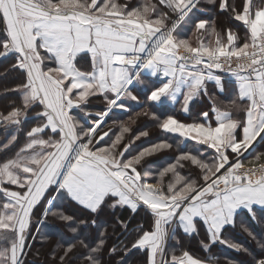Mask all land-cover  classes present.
<instances>
[{
	"label": "snow or ice",
	"instance_id": "1",
	"mask_svg": "<svg viewBox=\"0 0 264 264\" xmlns=\"http://www.w3.org/2000/svg\"><path fill=\"white\" fill-rule=\"evenodd\" d=\"M199 2L142 0L131 6L121 0H0V58L11 57V69L21 77L8 90L17 101L6 113L0 112L5 134L0 152L6 155L21 134L25 137L14 155L0 160V229L2 238L10 240V247L0 250V264H23L33 210L52 193L86 210L89 219L80 224L93 228L95 216L105 206L132 213L145 207L152 215L151 226L145 230L141 225L123 251H146V264H216L188 250L176 254L173 249L169 256L167 244L177 240L178 229L187 236L199 235L203 229L205 250L218 242L252 255L249 264H264V242L258 241L260 251L252 254L224 239V232L235 227L242 214L264 220V163H254L264 153L256 155L251 167L243 162L250 149L264 143V6H257L255 0H241L239 6L230 0H208L247 30L240 43L231 28L226 29L225 39L209 21L193 20ZM190 20L200 36L195 46L176 35L177 26ZM205 33L216 37L214 43L204 42ZM89 57L92 70L81 71L78 61ZM217 70L235 77L237 100L248 101L243 118L215 103L211 115L200 111L192 122L153 112L162 133L201 147L181 150L150 182L152 173L141 168L148 158L173 145L162 139L129 156L132 144L148 137L149 131H140L125 143L136 119L121 123L114 138L111 129L103 130L106 120L118 114L115 110L128 112L126 101L138 105L141 92L149 105L179 102L180 111L188 114L197 98L209 95V82L223 91ZM97 97L103 98L105 107L93 113L89 109ZM237 100L228 108H240ZM77 112L83 114L79 119L73 114ZM142 115L149 112L135 114ZM209 154L211 163L205 159ZM187 164L198 169L197 179L182 174ZM167 176L171 179L165 186ZM49 215L68 224L73 233L81 230L71 227L72 216L51 207L44 209L43 218ZM118 222L127 229L124 221ZM242 229L256 239L247 226ZM104 236L100 232L95 247L88 238L68 244L62 255L53 258L55 264H71L74 255L83 256L82 264H102L98 256ZM77 248L87 254L76 253ZM118 251L112 247L109 254Z\"/></svg>",
	"mask_w": 264,
	"mask_h": 264
},
{
	"label": "trees",
	"instance_id": "2",
	"mask_svg": "<svg viewBox=\"0 0 264 264\" xmlns=\"http://www.w3.org/2000/svg\"><path fill=\"white\" fill-rule=\"evenodd\" d=\"M121 2L129 3L131 6H136L142 3V0H121ZM153 2H157V0H153ZM240 2L241 0H230V3L236 4L237 6H239ZM255 4L257 6H263L264 0H255ZM199 9H205V11L201 12ZM194 19H205L209 21L210 25H214V27L217 25L218 27H215L216 31L225 39V31L228 28H231L238 34L240 43H243L246 38L247 30L239 22L231 20L228 13L220 12L218 4L213 5L209 3L208 0H200L198 9L194 10L193 13V20ZM215 19H218L221 25H219V23H215ZM193 28V21L190 20L181 22L177 26L176 35L181 38L189 39L195 46L200 40V36L194 33ZM215 39L216 37L209 33H205L203 36L205 43H214ZM13 62L14 61L11 57L0 58V112L6 113V111L10 110V104L13 101H17V97L8 91L19 84L21 79L19 72L11 69V64ZM221 75L229 76L227 72H222ZM139 95L140 98L143 99L142 105L136 108H130L128 112L115 110L118 114H112L110 118L106 120L103 130L107 131L111 129L110 136L114 138V134L119 132L120 124L128 122L129 117L135 118L136 123L131 124L132 133L126 135V139L124 141L125 143L128 142L130 136H134L140 131L148 130L150 133L148 137L141 138L132 144L131 151L127 154L129 156L133 153L135 155L141 148L147 147L150 144L156 143L162 139H167L168 142L173 145L171 150L164 151L148 158V162L143 168H141L142 172L149 171L152 173L149 179L150 182L154 183L158 178L155 174L168 163L174 162L181 150L189 152L194 151L195 148L201 146L195 145L194 142L191 141L183 142L179 137L162 133L158 128H156V121L152 119L151 114L154 112L161 118L166 115H175L183 121L192 122L198 118L200 110L191 106L190 113L183 116L180 109H178L179 102H177L175 106H170L166 103L162 105H149L146 103V96L143 93H139ZM104 107V103L100 102L98 98H94L93 106L89 109V111L95 113L96 111L102 110ZM143 111H148L149 115H142L139 117L135 116L137 112ZM237 113H240V110H238ZM73 114L76 115L78 119L83 115L78 112ZM241 114L244 115L243 111ZM241 114H237L236 117L242 118ZM89 120H91V117H89ZM28 126L29 125H25V127ZM2 132H4V130L3 128H0V142L5 140V136L2 135ZM24 142L25 137L21 134L18 143L10 151H7L6 155L4 152H0V160L14 155L19 147L23 146ZM105 142L110 141L108 138H105ZM260 153H264V143L257 144L254 149H250L249 153L245 154L243 160L244 165H252L250 162L254 161L256 155ZM205 159L209 163L212 162L210 154L205 156ZM254 163H264V158L260 161H254ZM181 172L183 175L190 178H198V169H195L190 164H187L183 169H181ZM170 179V176L164 178L165 186ZM55 195V193L52 195L53 201L51 208L53 211L62 212L66 215L72 216L74 218V222L71 224V227H78L81 230L78 234L71 232L68 224L52 215L43 218L42 222L38 226L41 217L39 218V213L36 214L35 210L43 207V204L42 206L38 205L33 210L30 232L26 241V248L28 247V250L24 256L23 264H55L53 258H58L59 255L63 254L62 248L67 247L68 244L76 243L78 239L88 238V243L92 247H95L100 239V232L102 231L105 232V246L98 256V258L102 261V264H146V251L134 249L127 254L123 251L124 245L128 244V242L136 234V230L141 225L145 230L150 228L152 215L145 207L141 206L136 213H132L126 208L118 207L116 209H112L105 206L104 210L95 216L97 227L93 228L91 224H80L81 220L89 219V215L86 210H82L80 206L76 205L74 202H69L67 199L54 198ZM41 203H43V201ZM261 215L262 213L258 211L257 217L259 218ZM118 221H124L127 224V229H125ZM242 225L247 226L255 234V240L243 231ZM3 234L4 230L0 229V250L5 247H10V240H4L2 238ZM8 235L10 236L11 234L9 233ZM176 235L179 243H177V240L168 241L167 248L169 256L172 250L175 249L176 254H180L182 250H188L194 256H197L205 261L213 260L216 264H228L229 261H233L235 264H249L252 259V255L242 251L237 252L229 248L227 245H222L218 242L210 245V247L205 250L201 243V241L205 239V232L203 229L200 231L199 235L193 236H187L182 230L178 229ZM224 239L230 243H239L243 245V247L249 249L250 253L255 254L260 251L258 241L264 242V220L253 221L249 215L242 214L237 217L236 226L229 227L228 230L224 232ZM112 247H116L119 250L118 253L109 254V249ZM76 253H84L86 255L87 250L77 248ZM70 259L71 264H82L83 256L74 255Z\"/></svg>",
	"mask_w": 264,
	"mask_h": 264
},
{
	"label": "crops",
	"instance_id": "3",
	"mask_svg": "<svg viewBox=\"0 0 264 264\" xmlns=\"http://www.w3.org/2000/svg\"><path fill=\"white\" fill-rule=\"evenodd\" d=\"M263 6H264V4H263ZM214 22L219 23V25H221V23L218 21V19H215ZM215 27H218V26L216 25ZM78 67L80 68L81 71H86V72L91 71L92 67H91L90 57L87 59V61L79 60L78 61ZM220 76L222 77V82L224 85L223 91H220L216 87L215 82H209L208 83L209 95L208 96H201V97L197 98L194 101V103L192 104V106H194L195 108H198L200 111H209L210 115H211V107H212L213 103H215L216 106L220 107L222 110H225V109L230 110L232 115L234 117H236L237 114H241L243 107H245L247 105L248 101L237 100L238 85H237L235 77L231 76L230 74H229V76H224V75H220ZM146 79L149 81V83L152 82V78L150 76L146 77ZM141 93H143V92H141ZM97 98L99 99L100 102L103 103L102 97H97ZM179 99L182 101V97H180ZM233 100H237V103L240 105V108H236V107L228 108L229 104H231V102ZM142 102H143V99L140 98V103L138 105L136 104V102H132V101H126V104H128L130 106L129 107V109H130V108H136V107L142 105ZM165 103L170 105V106H175V104H176V103H173L171 101H166ZM200 107H202V108H200ZM178 109H180V103L178 105ZM238 110H240V113H237ZM182 115L184 116L186 114L182 112ZM242 118H243V115H242ZM188 122H190V121H188ZM212 122L214 123V118H213ZM42 218H43V215H42L41 219Z\"/></svg>",
	"mask_w": 264,
	"mask_h": 264
},
{
	"label": "rangeland",
	"instance_id": "4",
	"mask_svg": "<svg viewBox=\"0 0 264 264\" xmlns=\"http://www.w3.org/2000/svg\"><path fill=\"white\" fill-rule=\"evenodd\" d=\"M2 135H4L5 136V134H4V132H2ZM131 155H134V153L133 154H131ZM130 155V156H131ZM52 195H53V193H52ZM52 195H50V196H48L46 199H44L43 200V203H41L39 206H42V204H43V207H40V208H37L35 211H36V214H38L39 213V218L40 217H42V215H43V212H44V209L45 208H49V207H51V204L49 203V201H53V199H52ZM27 250H28V247L26 248ZM25 249V251L27 252V250ZM22 258V257H21Z\"/></svg>",
	"mask_w": 264,
	"mask_h": 264
},
{
	"label": "built area",
	"instance_id": "5",
	"mask_svg": "<svg viewBox=\"0 0 264 264\" xmlns=\"http://www.w3.org/2000/svg\"><path fill=\"white\" fill-rule=\"evenodd\" d=\"M235 65H233L234 67ZM222 72L218 71L216 72L217 75H221ZM260 163L256 164V165H259ZM252 165H245V167H251Z\"/></svg>",
	"mask_w": 264,
	"mask_h": 264
},
{
	"label": "water",
	"instance_id": "6",
	"mask_svg": "<svg viewBox=\"0 0 264 264\" xmlns=\"http://www.w3.org/2000/svg\"><path fill=\"white\" fill-rule=\"evenodd\" d=\"M52 199H53V197H52ZM41 221H42V220H40V222H41ZM26 250H27V249H26ZM25 252H26V251H25ZM24 256H25V255H24ZM24 256H22V258H21V259H22V261H23V259H24Z\"/></svg>",
	"mask_w": 264,
	"mask_h": 264
},
{
	"label": "bare ground",
	"instance_id": "7",
	"mask_svg": "<svg viewBox=\"0 0 264 264\" xmlns=\"http://www.w3.org/2000/svg\"><path fill=\"white\" fill-rule=\"evenodd\" d=\"M42 220V219H41ZM42 222V221H41ZM40 221H39V224H38V226L40 225V223H41ZM38 226H37V228H38ZM37 230V229H36Z\"/></svg>",
	"mask_w": 264,
	"mask_h": 264
}]
</instances>
